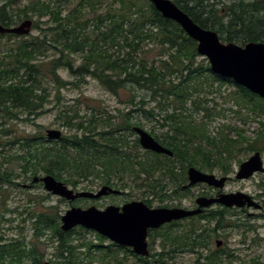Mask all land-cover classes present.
Masks as SVG:
<instances>
[{"label":"trees","instance_id":"obj_1","mask_svg":"<svg viewBox=\"0 0 264 264\" xmlns=\"http://www.w3.org/2000/svg\"><path fill=\"white\" fill-rule=\"evenodd\" d=\"M173 1L202 28L216 31L223 42L238 45L264 42V0ZM105 2L78 0L70 12L63 15L64 6L56 0H31L25 4L21 0L3 1L1 25L11 27L36 18L33 28L41 32L31 38L0 35V39L4 36L18 39L7 53L0 52V108L5 113L4 123L20 118L25 112L38 117L48 98L47 79L54 82L58 92L74 85L75 82L60 80L59 70L66 69L79 82L88 77L97 79L118 97L121 91L128 89L131 92L128 103L132 106L137 107L138 95L148 99L156 107L137 111L156 120L162 132L150 133L174 153L173 157L151 151L139 153L138 137L132 142L128 136V133L136 135L134 125L141 127L131 119L136 109L121 112L123 123L115 124L113 117L100 120L95 110L81 116L75 108L60 114L64 120L62 126L72 130L71 134L52 145H48L50 142L43 136L14 138L7 144L0 143V157H4L6 146L18 147L21 154L16 157L30 179L41 174L52 175L74 188L80 181L93 179L122 190L123 194L124 190L140 185L147 188L149 196L165 202L180 200L190 191L182 189L188 181L189 167L228 175L232 159L264 150L260 147L264 144L262 122L263 128L254 140H249L245 131L237 128L229 127L237 133L236 139L224 134V128H212L218 118L225 116L217 108L215 98L222 97L223 85L235 87L226 95V102L237 105L247 114L257 110L264 113V99L230 79L213 74L208 60L199 59L197 42L179 24L164 18L150 0ZM88 14L92 18L85 19ZM43 19H47L43 21L46 28L40 24ZM147 53L156 54L152 59L153 55L147 56ZM144 102L145 99L140 101ZM228 110L239 112L233 106ZM260 113H256V117ZM75 119L79 121L74 123ZM101 126L108 130L99 131ZM2 127L0 124V134L8 135ZM2 174L0 189L10 182L8 174ZM172 186L176 188L172 190ZM142 200L149 206L153 202L150 197ZM165 207L171 206L166 204ZM223 215L219 209L211 210L190 218L188 224L176 229L170 225L153 233L152 236L158 237L161 252L148 257H140L121 246L105 247V237L94 233L95 242L84 235L90 231L83 227L63 232L60 214L50 217L37 213L34 227L37 238L52 231L49 239L56 243L53 264H124L121 252L135 258L137 264H170L167 260L173 262L178 255L186 253L195 257V264H224V257L235 256L233 251L212 246L216 229L224 226ZM229 220V228L241 226L239 219L230 217ZM31 258L34 264H42L37 246L20 241L7 243L0 236V264L7 261L24 264Z\"/></svg>","mask_w":264,"mask_h":264},{"label":"rangeland","instance_id":"obj_2","mask_svg":"<svg viewBox=\"0 0 264 264\" xmlns=\"http://www.w3.org/2000/svg\"><path fill=\"white\" fill-rule=\"evenodd\" d=\"M4 0H0V5L3 4ZM31 0H21V3L25 4L30 2ZM52 1V0H45ZM55 2V0H53ZM59 1L64 6V13L66 15L70 12V10L74 7L75 3L78 0H56ZM69 1V3L67 2ZM107 3L109 0H105ZM225 4V1H224ZM105 10V9H103ZM92 18L91 14L85 16V19ZM33 21L36 18H32ZM43 21H47V19H43L40 24L43 28H46V24ZM18 23L17 25H19ZM40 31L32 28V32L29 36H24L27 38H31L33 36L40 35ZM18 41L17 38H9L4 36L0 39V52L7 53L10 47ZM241 46V44H239ZM152 45L149 46V48ZM156 50V49H155ZM153 55L156 53H147L148 55ZM51 58V57H50ZM79 56L77 57V59ZM200 60L203 57L199 58ZM60 80L75 82L74 85H68L64 88L60 89V92L56 90V86L51 79H47V90H48V98L45 102L44 111L38 116H31V119H34L32 122H25L22 120L23 116H27L21 114L20 120H8V122L3 124L1 129H5L8 132V135L0 134V143L7 144L8 141L13 140L14 138H25L28 136H38L46 138V131L49 129L59 130L63 135H69L72 133V130L67 127H63L62 118L60 114L63 110H68L70 108H75L78 110L79 115L83 116L88 114H92V110H95L96 116L100 120L107 121L110 117L112 118V123L118 124L123 123L124 116L121 114L130 111V109H136V112L131 114L132 121L136 123H140L141 127L147 130L148 132H154L155 134H159L162 132L161 128L158 127V124L155 122L156 120H152L147 118L146 114L142 111H137L138 109L145 108L147 110H151L156 107L154 104L150 103L148 99L142 98L140 95L136 96L137 98V107L132 106L128 103L130 99L131 92L126 89L121 91V95L118 97L114 93L108 91L101 83L95 79L88 77L86 80H76L75 77L71 76L66 69H60L58 72ZM218 83L216 84V86ZM222 97L216 96V102L219 104L218 109L225 113V116H221L213 123V129L219 128V130L224 128V134L229 135L230 138L236 139L237 133L231 128H237V130L245 131L244 135L249 140H254L258 134V132L263 128L260 124L264 123V113H260L258 110L256 113H260L256 117V113H246L243 109H239V107L232 103L226 102V95L235 90V87L230 85L222 86ZM136 93V91H133ZM59 93V94H58ZM143 94V93H142ZM146 97V95H145ZM144 104H141L140 101H144ZM213 104V102H212ZM233 106L234 110L239 111L238 114L234 113V111H229L228 107ZM157 109V108H156ZM158 113V110H155ZM73 113L71 112V115ZM5 120V119H4ZM79 119H75L74 123L78 122ZM138 126V125H134ZM99 131L102 129L108 130L106 127H100ZM6 133V134H7ZM129 140L134 141L137 138V135H131L128 133ZM58 140H53L48 145L54 144ZM261 148L264 147V144L260 145ZM6 151L4 153V157H0V175L2 173L8 174L10 177L11 183H5L0 189V236L5 238L7 243L20 241L30 246H37L39 249V256L42 258V263L51 262V260L55 259V245L56 243L49 239L50 235H52V231L47 232V236H42L37 238L35 227H34V216L37 213H46L48 215L53 216L55 214H60V216L64 215L67 210H69L72 206L81 207L86 209L90 206H96L97 208H104L108 205H116L123 206L125 203L132 201H143L142 198H151L153 201L151 206L154 208L157 207H165L166 204L170 206L175 205H184V206H192L195 203L196 198L200 196H208L206 194L212 195L217 192V189H213L205 184H200L192 187L189 192L185 193V196L182 199H168L165 202H161L156 200L153 196H149L147 194V188L145 186H134L132 189L124 190L125 194L121 195H111L103 197L99 200H77L72 204H69L66 200L61 201V198L49 194L43 187V184H35L32 188H24L23 185H31L32 179L24 174V171L21 168L20 160L17 159L16 154H21V150L18 147L11 148L6 146L4 148ZM144 149L141 147L139 153H143ZM264 160V150L261 152ZM254 152L244 153L240 155L238 158L232 159L230 161V173L227 176L232 177V181L228 183L227 190L231 192L241 191L248 194H256L257 192L262 193L264 188V177L256 176L252 179L247 180H237L235 179V175L238 172L239 166L241 163L246 161ZM226 157H228L226 155ZM218 177H222L219 171H214ZM3 175V174H2ZM43 174L39 175L42 176ZM69 188L74 189L75 191H98L102 186L97 180H89V181H80L78 183L77 188L72 187L67 184ZM176 186H172L171 189L174 190ZM173 192V191H172ZM170 193V192H169ZM146 194V195H145ZM173 195V194H172ZM257 213L255 210H248L244 213L243 217L244 221L249 222V224L254 225L255 230L246 231L244 228H229L227 232H225L227 243L229 244L230 249H233L234 255L242 259H231L230 261L234 264H242L241 261H245L247 264H255L259 259L260 261L264 259V245L262 247L256 248L253 244V240L256 237H260L264 239V229L262 234H258V226L264 225L263 219H258L251 217L250 214ZM264 213V210H263ZM232 216V215H231ZM235 216V215H233ZM232 216V217H233ZM237 216V215H236ZM236 220V217L234 218ZM230 222V220H228ZM228 222V223H229ZM187 224V223H184ZM94 231H90V233H85L84 235L88 238L97 242V238L94 235ZM222 239V238H221ZM106 245L108 243H105ZM213 247H215L213 245ZM157 249L153 246L152 252L154 253ZM121 252V251H120ZM120 258L125 259L124 264H137L135 258L131 257L128 253L121 252ZM228 258L224 257V261ZM264 263V262H262ZM7 264H10L7 261ZM24 264H34L33 259H27L24 261ZM170 264H195V257L192 254H180L178 255L173 262ZM228 264V263H226Z\"/></svg>","mask_w":264,"mask_h":264},{"label":"water","instance_id":"obj_3","mask_svg":"<svg viewBox=\"0 0 264 264\" xmlns=\"http://www.w3.org/2000/svg\"><path fill=\"white\" fill-rule=\"evenodd\" d=\"M155 9L166 19L179 24L185 33L197 42L198 54L209 61L213 74L232 80L236 85L244 87L251 93L264 99V42H248L245 45L226 43L220 39L216 31L204 29L183 11L173 0H150ZM33 21L27 19L16 26L5 27L0 24V35L13 34L28 36L31 34ZM141 147L146 151L165 154L170 157L173 152L160 144L154 136L141 127L134 128ZM47 139L59 140V130L46 131ZM257 172H264L261 152L257 151L244 161L236 174L237 179H248ZM229 177H218L203 172L196 167L188 169V184L184 189L197 184H206L222 191ZM43 183L45 190L70 204L78 199L98 200L108 195H119L120 190L108 185L102 186L97 192L75 191L64 182L52 175L35 176L32 183ZM256 205L252 198L243 193H220L215 198L198 197L195 209L187 208H151L143 201L128 202L122 207L108 206L100 210L96 206L86 209L71 207L61 217L60 229L68 232L76 227L95 231L119 246L132 248L139 256L150 255L148 236L149 230H156L166 224L198 216L214 204L227 207L242 208L245 204ZM222 241H217L221 247ZM42 264H53L44 262Z\"/></svg>","mask_w":264,"mask_h":264},{"label":"flooded vegetation","instance_id":"obj_4","mask_svg":"<svg viewBox=\"0 0 264 264\" xmlns=\"http://www.w3.org/2000/svg\"><path fill=\"white\" fill-rule=\"evenodd\" d=\"M27 114V112H25L24 113V115H26ZM31 116H33V115H28L27 114V116H23L24 118H22V120L23 121H25V122H32V121H34V119H31L32 117ZM6 117H5V113H4V111H3V109L2 108H0V124H4V119H5ZM12 120H16V121H19L20 120V118H14V119H12ZM162 155H165V154H162ZM173 157V156H172ZM262 158H263V156H262ZM263 164H264V160H263ZM190 168V167H189ZM188 168V169H189ZM239 168H240V166H239ZM188 169H187V172H188ZM179 172L181 171L180 169H177ZM239 170V169H238ZM225 176H227V175H225ZM224 176V177H225ZM256 176H263L264 177V172H257V173H254V175L253 176H251L250 178H248V180L249 179H252V178H255ZM235 179H237L236 177H235ZM233 179H232V177H230L229 176V179L227 180V182H226V184H225V186H224V189L222 190V191H220L219 189H217V192L215 193V194H212V195H209V194H206V195H208L207 197H209V198H215V197H217L220 193H224V194H236V193H243V194H246V195H248V196H250L251 198H252V200L255 202V204L256 205H253V206H249L247 203L245 204V206L244 207H242V208H237V207H227V206H223V205H220V204H214L213 206H211L209 209H207L205 212H204V214L205 213H207L208 211H211V210H217V209H219L220 211H222L223 213H224V215H223V217H224V226L222 227V228H218V229H216V237L213 239V242H212V246L214 245L215 247H217L216 246V244H217V241H222L223 242V244L221 245V247L220 248H224V251H227V252H229L230 250H232L233 251V249H230V247H229V244L227 243V239L225 238L226 237V235H225V232H227L228 231V229H229V226H228V220H229V218L230 217H232L233 215H235V216H233L232 217V219H234L235 217H236V220H240V223H241V226L239 227V229L240 228H244V230H246L247 232L248 231H253V230H255V228H254V225H251V224H249V222H246V221H244V217H243V215H244V213H246V211H248V210H255L257 213H254V214H250V216L251 217H254V218H258V219H263V221H264V213H263V210H264V191L262 192V193H259V192H257L256 194H248V193H245V192H241V191H236V192H231V191H228L227 190V185H228V183L229 182H231ZM237 180H247V179H237ZM12 181H10V183H11ZM188 183V181L186 182V183H184L183 184V186H182V188L184 187V186H186V184ZM197 185H200V184H197ZM35 185H26V184H24L23 185V187L24 188H32V187H34ZM196 186V185H195ZM194 187V186H193ZM262 187L264 188V185H262ZM213 189H216V188H214V187H212ZM114 189H116V188H114ZM184 189V188H183ZM191 188H188V189H186V190H190ZM117 190H119V189H117ZM121 191V193L119 194V195H121V194H123V191L122 190H120ZM108 196H111V195H108ZM203 197H206V196H203ZM196 201V200H195ZM152 203V202H151ZM126 204V203H125ZM124 204V205H125ZM108 206H112V204L111 205H108ZM107 206V207H108ZM114 206H116V205H114ZM107 207H104V208H102V209H100V210H104V209H106ZM118 207H122V206H118ZM150 207H152V206H150ZM174 207H183V208H188V209H195L196 207H197V205H196V203H194L192 206H184V205H175V206H171V207H167V208H174ZM153 208V207H152ZM232 215V216H231ZM237 215V216H236ZM191 219L190 218H187V219H184V220H180V221H178V222H180V224H177V222H173V223H170V224H166V225H164V226H162L160 229H157V230H149L150 232H149V236H148V244H149V250H150V255L151 254H156V253H160L161 252V246H160V242H159V240H158V237H157V235L156 236H152V234L154 233H158L159 231H161V229H165L166 227H168V226H170V225H172L173 226V229L175 228H177V227H180V226H182V225H186V224H184V223H189V221H190ZM215 226H216V223H215ZM263 229H264V225H260V226H258V230H257V232H258V234H262V231H263ZM155 231H157V232H155ZM98 234V233H97ZM100 235V234H99ZM101 236V235H100ZM222 238V239H221ZM105 243H108L107 245L105 244ZM253 244H254V246L256 247V248H258V247H262L263 245H264V239H261L260 237H256L254 240H253ZM103 246H105V247H110V248H112V249H117L118 247H119V245H117L116 243H114V242H112V241H110L108 238H106L105 239V241H104V244H103ZM153 246H155V249H157L154 253L152 252V250H153ZM121 247H123V246H121ZM125 248H127V249H131L132 250V248H129V247H125ZM133 251V250H132ZM235 251H233V253H234ZM234 257H236L237 259H239V257H237V256H234ZM234 257H232V258H228L226 261H224V264H226V263H228V264H234L233 262H231L230 260L231 259H233ZM236 258H234V259H236ZM240 260H242V259H239V261ZM167 262H172V260H167ZM262 262H264V259H262L261 261L259 260V259H257L256 261L254 260V263L255 264H264V263H262ZM241 263L242 264H247L245 261H241ZM251 264V263H250Z\"/></svg>","mask_w":264,"mask_h":264}]
</instances>
